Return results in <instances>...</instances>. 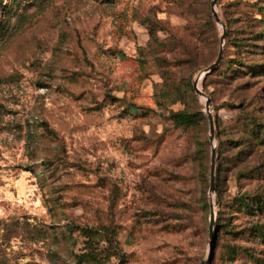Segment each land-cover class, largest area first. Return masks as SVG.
Instances as JSON below:
<instances>
[{
	"label": "rangeland",
	"instance_id": "rangeland-1",
	"mask_svg": "<svg viewBox=\"0 0 264 264\" xmlns=\"http://www.w3.org/2000/svg\"><path fill=\"white\" fill-rule=\"evenodd\" d=\"M211 2L0 0V264H202L211 209L212 264H264V0H217L198 81Z\"/></svg>",
	"mask_w": 264,
	"mask_h": 264
},
{
	"label": "water",
	"instance_id": "water-1",
	"mask_svg": "<svg viewBox=\"0 0 264 264\" xmlns=\"http://www.w3.org/2000/svg\"><path fill=\"white\" fill-rule=\"evenodd\" d=\"M216 3L217 0H212L211 2V11L213 14V19L217 24H220L223 27V34L220 39V50L219 54L217 56L216 61L210 65L200 76L198 79L201 80L202 78H205L207 75L213 73L217 67L220 65L222 58H223V53H224V40L226 38V30L224 25L222 24V21L216 11ZM198 81L194 83V89L197 93V95L205 98V108H206V113L208 117V123H209V131H210V138H211V164H210V193L213 194L215 192V178H216V143H215V124H214V118L213 114L211 112V106H210V100L206 97V95L198 88ZM209 252L207 255V258L204 262V264H212L213 261V256L214 252L216 249V244H217V229H215V214L213 210L211 209L210 212V222H209Z\"/></svg>",
	"mask_w": 264,
	"mask_h": 264
},
{
	"label": "trees",
	"instance_id": "trees-1",
	"mask_svg": "<svg viewBox=\"0 0 264 264\" xmlns=\"http://www.w3.org/2000/svg\"><path fill=\"white\" fill-rule=\"evenodd\" d=\"M259 36H260L259 38H262L261 35H259ZM252 66L255 68L259 67V65H252ZM250 72L252 73L253 71L250 70ZM202 118L203 117L201 114L192 113V112H189L187 110L178 111L172 115V120L175 122L177 127L186 128V129L197 127L200 124ZM214 124L216 126L215 121H214ZM262 132L264 133V126L262 127ZM216 172L218 175L219 171L216 170ZM216 180H219V179L215 178V187H216ZM236 202L239 206L245 208L246 210H250V209L251 210H253V209L262 210L264 208V200H258L257 201V198H254L253 200H252V198H248V197L246 199L240 198V199H237ZM202 264H204V263H202Z\"/></svg>",
	"mask_w": 264,
	"mask_h": 264
}]
</instances>
